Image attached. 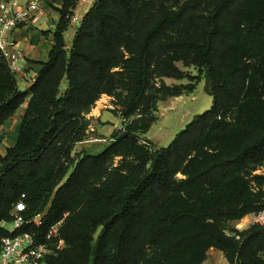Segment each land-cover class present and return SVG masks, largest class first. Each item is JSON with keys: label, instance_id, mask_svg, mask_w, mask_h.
<instances>
[{"label": "trees", "instance_id": "obj_1", "mask_svg": "<svg viewBox=\"0 0 264 264\" xmlns=\"http://www.w3.org/2000/svg\"><path fill=\"white\" fill-rule=\"evenodd\" d=\"M73 4L26 89L0 50V126L28 98L0 153V223L23 194L25 217L43 212L23 229L42 238L62 220L65 245L47 264H201L210 246L264 264V223L229 225L264 209V174L250 176L264 163V0H96L68 44ZM201 77L212 105L157 145L146 133L158 100ZM103 93L123 125L99 152L73 153Z\"/></svg>", "mask_w": 264, "mask_h": 264}, {"label": "rangeland", "instance_id": "obj_2", "mask_svg": "<svg viewBox=\"0 0 264 264\" xmlns=\"http://www.w3.org/2000/svg\"><path fill=\"white\" fill-rule=\"evenodd\" d=\"M48 4L53 3L45 0ZM89 5H83L82 9H87ZM79 24H77L78 26ZM76 27L70 25L65 32L66 42H71ZM176 64L183 70L194 75L198 74L197 67L194 65H185L182 60H177ZM168 84H184L190 82V79L164 77ZM205 77L195 84V88L191 92H184L177 96H169L159 99L157 102V120L151 126L146 136L153 140L157 145L165 146L170 143L177 132H179L196 114L210 108L213 102V96L205 89ZM113 96L103 93L95 102L91 110L87 113L89 121L88 135L81 141L77 142L73 153L86 151L89 153H97L102 150L111 141L112 132L119 129L123 125V118L120 113L113 110ZM3 130V129H2ZM0 130V153H5L6 148L11 142V138L15 134L10 130ZM256 173L264 174V163L255 166L252 169L253 176ZM181 176V174H178ZM255 222L264 223V209L256 215L255 212L245 214L237 220L229 222L230 227L239 229L246 228ZM5 229L11 231L13 222L7 221ZM264 257V251L260 252ZM201 264H231L225 253L217 247L210 246L206 250V257Z\"/></svg>", "mask_w": 264, "mask_h": 264}, {"label": "built area", "instance_id": "obj_3", "mask_svg": "<svg viewBox=\"0 0 264 264\" xmlns=\"http://www.w3.org/2000/svg\"><path fill=\"white\" fill-rule=\"evenodd\" d=\"M43 0H0V50L6 57L11 68L16 72L20 69V61L25 52L19 39L13 33L15 30L26 26L30 21L38 20V12ZM96 0H73L67 17L69 24L77 27L81 24L83 15ZM63 1L59 3L62 7ZM81 5H89L81 10ZM24 197V194H23ZM23 197L14 205L13 229L7 233H0V264H47L50 255L65 245L60 236L62 220L53 224L41 236L32 229H23L28 225L39 226L43 212L33 217H25L21 212L26 209ZM7 221H2L5 227Z\"/></svg>", "mask_w": 264, "mask_h": 264}, {"label": "crops", "instance_id": "obj_4", "mask_svg": "<svg viewBox=\"0 0 264 264\" xmlns=\"http://www.w3.org/2000/svg\"><path fill=\"white\" fill-rule=\"evenodd\" d=\"M47 1L54 5L48 4L43 0L36 22L30 21L26 26H22L20 29L13 32L16 38L19 39L25 52L24 58L20 61V69L16 71L21 89H26L34 81L37 72L42 67L41 61L47 59L48 52L52 47L54 29L60 16L58 10L60 8L59 3L63 0ZM67 43L70 44V42ZM27 104L28 98H26L17 111L0 126V130H10L15 134V136L13 135L11 138V142L8 146L13 145L16 141L22 115Z\"/></svg>", "mask_w": 264, "mask_h": 264}, {"label": "water", "instance_id": "obj_5", "mask_svg": "<svg viewBox=\"0 0 264 264\" xmlns=\"http://www.w3.org/2000/svg\"><path fill=\"white\" fill-rule=\"evenodd\" d=\"M125 132H123L120 136H124ZM256 215H259V212H255Z\"/></svg>", "mask_w": 264, "mask_h": 264}]
</instances>
